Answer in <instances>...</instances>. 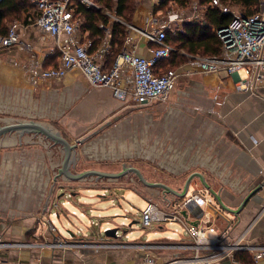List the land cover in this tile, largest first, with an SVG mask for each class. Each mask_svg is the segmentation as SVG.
I'll return each mask as SVG.
<instances>
[{
  "label": "rangeland",
  "instance_id": "obj_1",
  "mask_svg": "<svg viewBox=\"0 0 264 264\" xmlns=\"http://www.w3.org/2000/svg\"><path fill=\"white\" fill-rule=\"evenodd\" d=\"M138 2L139 0H136V3ZM228 5L231 9L240 11L238 6ZM87 6L97 8L100 7V3L91 0ZM189 9L190 6L182 8L178 4L165 2L162 10L157 14L158 21H164L168 12L175 13L178 10L188 12ZM26 11L22 20L15 22L32 25L25 22V17L34 15L32 6ZM111 16L115 18L114 15ZM11 23L8 22L9 25ZM82 24L83 18L81 17ZM176 28H181V26L176 25ZM32 39L41 47L45 46L50 49L54 46L51 38L39 36L33 30L30 37L25 38V42L29 43ZM106 42L108 43L107 40ZM26 52L29 56L32 54L31 51L26 50ZM42 54L44 53L40 52V55ZM54 54L57 52L54 51ZM32 60L26 58V65L32 63ZM192 61L193 58L188 57V60L182 62L181 66L177 65L179 67L177 69L178 81L168 100L174 107L171 111L167 105L168 102L154 103L151 105L154 110L150 109L147 112L148 106L139 108L134 106L131 100H126L124 105L121 104V110H117L116 117H106L108 111L106 112L103 106H97L91 101L84 103L82 100L86 97L77 96L76 93L66 90L62 81L50 82L46 86L41 83L36 88L37 92L34 89L31 95L24 92L7 94V90H3L2 94L0 90V126L17 121L40 122L60 133L70 144H77L76 150L72 151L68 159V167L72 174L88 171L121 174L120 176L113 175V177L89 175L80 180H67L63 174H60L66 158V149L62 144L56 143L42 132H24L20 135V132L14 131L6 134L3 139H0V236H3L4 240L13 242L7 235L13 234L14 229L20 223H31L35 226L37 222L36 226H39L38 216L45 215L44 208L51 198L52 192L49 190L51 184L96 183L105 185L118 183L125 185L126 188L135 189L144 197L151 193L154 197L164 198L163 202L158 198L151 199L152 202L160 204L168 203L166 199L169 196L171 200L183 199V197L166 193V188L160 184H166V186L168 184L171 187L182 186L178 189L182 193L190 174L201 178L200 174L194 173L203 174L204 160L193 159L189 156L172 158L170 154L173 147L187 149L190 140H194L198 132L204 136L207 131L204 125L210 126L208 130H214L213 137L216 136L215 132L223 135L228 132L221 126L222 120L219 113V107L225 95L223 87L215 80L205 83L201 74L186 73ZM73 72L79 73L78 70ZM28 77H30L29 74ZM201 88H208L209 91ZM94 98L92 95L88 97L89 100ZM125 106H129V109ZM196 126L199 131H196ZM81 139H84L82 143H80ZM197 181L201 185L202 180L200 182L197 179ZM147 183L155 185L150 186ZM192 188L193 186L190 191ZM63 193V189L58 190L55 202H59L66 211L61 213L60 219L56 215L58 208H52L51 212V217L59 229L62 228L63 223L66 224L63 220L66 216H70L72 211L76 212L77 217H81L82 210L85 208L86 216L82 218L86 221L91 220V217L94 221H98L100 215L108 217L109 220L113 219L115 222H111L110 225H114L115 223L120 224L124 216H128L132 221H139L133 226L135 229L140 230L143 226L140 216L147 206L145 202L137 210L131 208V204L127 201L121 200L119 203L118 199L111 202L110 198H102L97 191L93 192V197L90 196L91 193L84 191L75 199L67 192L59 198ZM122 193L126 194V190H120V194ZM128 200L133 201L134 199ZM115 213L120 216L114 217ZM71 218L74 219V216ZM41 224L45 226L44 223ZM166 228L169 232L175 228H178L181 233L186 232L185 228L179 224H166ZM61 235L70 238L69 234ZM76 235L83 239L84 235L90 234ZM128 235L129 237L126 234H120L123 242L119 239L120 242L116 244L96 245L125 247L124 241L134 240V237L145 241L147 238L154 239L161 236ZM40 236L42 237L40 238L41 243H46L45 234ZM107 238L113 239L112 236ZM71 244L84 245L85 243Z\"/></svg>",
  "mask_w": 264,
  "mask_h": 264
},
{
  "label": "crops",
  "instance_id": "obj_2",
  "mask_svg": "<svg viewBox=\"0 0 264 264\" xmlns=\"http://www.w3.org/2000/svg\"><path fill=\"white\" fill-rule=\"evenodd\" d=\"M164 4L165 2L161 6H156L151 0H139L136 3V11L132 22L127 24L128 34L126 39L129 36L133 38L132 41L136 45V50L140 55L148 57L150 55V47L153 44H148L129 25L142 29L152 28L151 17L155 15L159 19L157 14L160 13ZM180 11L178 10L177 13ZM36 15L37 12L34 11L33 17L28 16V18L35 19ZM180 26L183 27V24H180ZM32 30L36 31L40 36V32L35 27V24H20L18 27V33L23 41H25V38L30 37ZM83 35L89 38L87 31L83 32ZM106 40L99 47L104 46L103 44L106 43ZM107 41L110 53L113 47L109 40ZM29 44L34 46V57L32 55L29 56L26 50H21L17 46L0 48V90L2 94L3 90H7V94L11 92L18 94L19 92H24L31 95L34 89L38 88L41 83L46 86L50 82L62 81L65 84L66 90H70L74 94L76 93L77 96L86 97L82 100L84 103L91 101V103H96L97 106H103L104 110L108 111L106 117H116L118 115L116 114L117 110H121V104L124 105L125 102L117 99L109 88L92 87L80 72L74 73L71 71L63 79L51 81L36 80L33 77H28V68L33 64L30 63L29 65L31 66L26 65V58L33 59V61L38 60L40 62L39 65L44 63V66L45 62L54 55V51L58 54L57 60H55L56 63L60 55L56 49L55 42L54 46L50 49L45 46H39L38 43H35L34 39L30 40ZM40 52L44 54L40 55ZM109 53L104 56L107 65H109L107 61ZM55 61L50 63V65L55 63ZM188 66L186 73L190 75L201 74L205 83L215 80L223 87L225 95L219 107V113L222 120L221 126L222 128H226L228 132L224 135L220 134V132H215L216 136L213 137L214 130H208L210 126L204 125V128L207 129L204 136H202L201 132H198L195 135L196 138L192 141L190 140V145L186 147L187 149L182 150L173 147L170 154L172 158L177 159L182 156H189L193 157V159L204 160L203 174H194L203 175L207 185L204 184L202 177L201 179L197 176L193 177L190 174L188 179L192 178L188 190H190L191 186H193L192 190L204 186L210 191V194L207 195L209 202L203 206L198 204L192 205L191 209L188 212L186 211L185 217L189 223L191 222L194 225L199 223L203 226L213 227V229L207 228L205 234L217 244H231L241 239V244L251 246L252 248L251 251H237L235 258L244 262L238 257L239 255H243L245 258L251 259L252 262L253 255L257 249L264 247V84L260 85L257 90H238L235 76H226L225 74L218 76L200 72L193 65ZM27 78L30 79L28 80ZM201 89L204 91L208 90V88ZM35 91L37 92V89ZM90 95L95 98L89 100L88 97ZM151 105L146 108L147 112L150 109L154 110ZM167 105H169L170 111L174 110V107L169 102ZM125 108L129 109V106H125ZM196 131H199L198 126H196ZM17 135L19 136V134ZM3 137L5 135L0 139H3ZM164 157H167V155H164ZM197 179L200 182L202 180L201 185H199ZM258 186H261L260 190L252 195L253 190ZM167 187L175 192H179L178 189L182 186L171 187L167 184ZM60 189H63L64 193H69V196L74 199L84 191L91 193L90 196L93 197V192L97 191L102 198H110L111 202L118 199L119 203L121 200L127 201L131 204V208L137 210H139V207L144 202L147 205L151 199L158 198L154 197L151 193L146 194L144 197V195H140L135 189L126 188L125 185L118 183L105 185L96 183L51 184L49 189L52 192L51 198L49 204L44 208L45 215L43 217V214L38 216V221L40 220L39 226H36L37 222L35 226L31 225V223H20L14 229L13 234L7 235L12 241L30 242L32 245L17 246L5 250L0 255L2 264H141L146 254L153 256L155 262L161 264L174 258L177 250L173 248L152 249L154 245L178 244L188 240V232L184 223L181 222L163 223L164 225L156 224L151 228L142 226L140 230H137L133 226L139 223V221H132L128 216H124V220L120 224L115 223L114 225H110L111 222H115L113 219L109 220L107 219L108 217L100 215L98 221H94L93 217H91V220L86 221L82 218L86 216V208L82 210L81 217H77L76 212L72 211L71 215L66 216L63 220V222L66 221V224L63 223L62 228L59 229L56 226L55 220L51 217V212L52 208H58L59 210H57L56 215L60 219L61 213L66 211L59 202H55L57 198L56 194ZM122 189L126 190V194H120V190ZM165 191L166 193H171L166 189ZM64 193L59 198L64 196ZM171 194L172 196L176 195L175 193ZM169 198L170 196L166 199V202ZM128 199L134 200L130 201ZM158 199L161 202L165 200L164 198ZM71 216H74V219ZM116 216L120 215L115 213L114 217ZM41 223H44L45 226ZM166 224H179L185 228L186 232L181 233L178 228L169 232ZM114 228H116L115 234L119 236H112L113 239H108L107 237L111 235H107V237L106 235H102L111 234L106 233V231ZM41 234H45V238H47L45 241L50 245H37L42 244V239H40L42 238ZM61 234H75V236L70 235V238H65ZM76 234L90 235H84V238L80 239L81 236ZM120 234H126L127 237H129L128 234H154L155 236H161L154 239L147 238L145 241L134 237V240L124 241L125 247H119L118 245H114L113 247L96 245L116 244L121 240ZM55 241L85 244L70 247L51 246ZM121 241L123 242V240ZM182 253L189 257L193 256L191 251ZM223 260L213 261L210 264H234L233 261L223 263ZM258 264H264V256L259 260Z\"/></svg>",
  "mask_w": 264,
  "mask_h": 264
},
{
  "label": "built area",
  "instance_id": "obj_3",
  "mask_svg": "<svg viewBox=\"0 0 264 264\" xmlns=\"http://www.w3.org/2000/svg\"><path fill=\"white\" fill-rule=\"evenodd\" d=\"M1 1V0H0ZM88 5L91 0H77ZM154 5L161 6L163 2L177 5L172 0H151ZM37 15L33 21L40 35L52 38L59 51V60L56 65L44 67L38 60H32L28 68L30 77L36 80H61L69 72L78 70L92 87L109 88L114 96L122 101L131 100L134 106L147 107L154 103L167 102L176 87L179 73L177 70H163L161 62L168 59L174 48L167 42L169 30L182 31L183 27L176 25L184 23H201L205 11L209 6H217L224 13H231V22L217 30L222 40L219 54L214 56H197L191 65L204 73L215 75L225 74L236 77L238 90H257L264 84V0H260V10L256 14L248 15L242 11H235L222 2L210 0L208 4L201 5L199 0L191 3L188 12L182 10L177 13L168 12L164 21H158L155 15L151 17L152 28H138L136 30L150 47V55L145 57L136 50L130 36L124 46L114 58L113 64L105 63V55L109 53V44L99 47L91 53V39L83 35L81 20L75 12L74 0H32ZM19 24L13 23L6 35L0 34V48L17 46L21 50L31 51L35 56L34 46L23 41L18 33ZM209 189L200 187L188 190L183 199H169L165 204L149 201L140 216L143 227L151 228L156 224L181 222L188 232V240L178 244L154 245L152 249L173 248L176 255L161 264H210L213 261L230 258L234 264H258L264 256V247H259L253 255V261L245 263L235 258L237 251H251V246L241 244V239L231 244H217L205 234L210 226L192 224L187 221L184 213L191 206H203L209 202L207 195ZM31 243L4 240L0 236V255L5 250L14 247L30 246ZM50 245L48 242L37 244ZM51 246H75L68 242L55 241ZM193 253L192 257L182 252ZM0 264H2L0 259ZM141 264H157L155 258L146 254Z\"/></svg>",
  "mask_w": 264,
  "mask_h": 264
},
{
  "label": "trees",
  "instance_id": "obj_4",
  "mask_svg": "<svg viewBox=\"0 0 264 264\" xmlns=\"http://www.w3.org/2000/svg\"><path fill=\"white\" fill-rule=\"evenodd\" d=\"M100 7H91L74 0L75 12L83 18L82 32L89 33L92 41L90 52L94 53L99 45L105 40H109L113 50L107 55L108 66H111L118 52L122 49L128 34L127 24L132 22L136 11V0H96ZM182 8H188L195 0H172ZM201 5L208 4L210 0H199ZM225 4L236 5L240 11L253 15L260 10V0H222ZM32 6L36 11L32 0H1L0 1V34L6 35L9 28L17 20H22L24 12ZM35 8V9H34ZM37 12V11H36ZM114 15L115 18H112ZM233 18L231 13H224L217 6L207 7L204 20L201 23H184L183 30L173 32L168 31L167 42L174 50L168 59L161 62L163 70H177V65H182L189 58L197 56H214L220 53L222 40L217 34V30L227 26ZM34 18H26L27 24H33ZM7 22H12L10 25ZM58 54H54L44 67L56 65ZM50 65V63L54 62ZM245 263H250L251 259L243 255L238 256Z\"/></svg>",
  "mask_w": 264,
  "mask_h": 264
},
{
  "label": "water",
  "instance_id": "obj_5",
  "mask_svg": "<svg viewBox=\"0 0 264 264\" xmlns=\"http://www.w3.org/2000/svg\"><path fill=\"white\" fill-rule=\"evenodd\" d=\"M14 131H18L20 132V135L23 134L24 132H42L44 133L48 138L52 139L53 141H55L56 143H60L62 144L65 149H66V158L65 161L63 163V167L60 169V174H63L67 180H80L82 178H84L85 176H89V175H99V176H108V177H113L114 176H120L121 174H106V173H101V172H97V171H88V172H84V173H78V174H72L71 171L69 170L68 167V159L70 157V154L72 153V151L76 150L77 144H70L68 142V140H66L64 137H62L60 135V133L53 131L51 128H48L47 126H44L42 123L37 122V121H17L14 123H8L5 125L0 126V137L3 135H6L10 132H14ZM84 141V139L80 140V143H82ZM1 146V144H0ZM200 176L202 177V175L200 174ZM192 177H190L183 189V192H175L173 190H171L169 187H167L165 184H160L162 187L166 188L169 192L171 193H175L177 196L180 197H184L185 194L188 192L189 186H190V180ZM203 178V177H202ZM204 180V178H203ZM148 185H155L154 183H147ZM204 184H206L205 180H204ZM261 186H258L255 190H253L252 195L255 194L256 192H258L260 190ZM214 194L215 192L212 191ZM251 195V196H252ZM217 196V195H216ZM218 197V196H217ZM186 214V213H184ZM106 233H111V234H106L107 235H111V236H118V234L116 233V228L114 229H109L106 231ZM71 236H75V234H70ZM231 261L230 258H224L223 263H227Z\"/></svg>",
  "mask_w": 264,
  "mask_h": 264
}]
</instances>
